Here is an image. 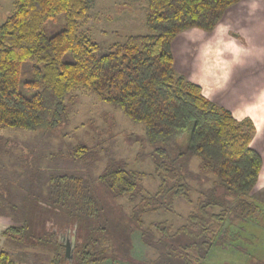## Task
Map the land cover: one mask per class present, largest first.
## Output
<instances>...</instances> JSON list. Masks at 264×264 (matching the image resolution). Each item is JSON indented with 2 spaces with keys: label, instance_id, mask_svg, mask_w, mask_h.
Masks as SVG:
<instances>
[{
  "label": "trees",
  "instance_id": "16d2710c",
  "mask_svg": "<svg viewBox=\"0 0 264 264\" xmlns=\"http://www.w3.org/2000/svg\"><path fill=\"white\" fill-rule=\"evenodd\" d=\"M91 1L14 0L13 12L0 25V127L36 131L66 125L77 104L73 92L85 88L143 124L144 140L153 147L154 172L129 168L121 160L98 177L108 197L127 198L133 205L127 218L123 211L117 217L105 211L81 173L51 169L38 205L28 207L22 224L13 223L2 235L49 248L52 264L65 261L55 229L71 227L74 236L81 231L84 237L76 242L74 264L106 257L101 245L108 239L131 264H207L214 247L230 237L232 226L262 217V205L252 194L263 157L251 145L256 127L250 117L238 120L205 96L198 83L177 72L173 42L192 28L212 32L242 0H148L150 32L128 36L108 52L81 31ZM187 136V147L175 151ZM88 149L79 144L74 152ZM193 157L199 159L196 179L215 177L214 185L201 189L196 199L188 182L194 177L189 170ZM147 176L159 180L153 194L145 191ZM181 198L193 206L187 223L145 227L144 213L171 211ZM136 229L157 257L146 261L129 253ZM7 258L0 254V262Z\"/></svg>",
  "mask_w": 264,
  "mask_h": 264
},
{
  "label": "rangeland",
  "instance_id": "374dc122",
  "mask_svg": "<svg viewBox=\"0 0 264 264\" xmlns=\"http://www.w3.org/2000/svg\"><path fill=\"white\" fill-rule=\"evenodd\" d=\"M118 1L129 2V5L123 4L124 9L128 13L133 12L134 8L130 6L133 0ZM134 6L137 9V20L141 22L147 12L148 0H137ZM248 8L253 9L251 6ZM13 9L14 0H0V25ZM90 14V18H87L89 22L83 21L81 31L87 32L98 42L102 52H108L113 43L125 40L130 34L150 32L145 21L130 25L129 28L120 25L118 29L113 23L106 22L102 14H95L94 11ZM47 27L52 28L51 22ZM59 27L57 26L56 29ZM115 29L119 32L117 33ZM102 30L104 33L108 31V35ZM253 67L255 66L251 68ZM258 68V71L247 74V112L255 118L254 122H257L256 116L259 115L257 110L264 107V64L259 65ZM205 91L212 94L210 87ZM73 94L77 96V104L66 125L36 131L0 127V215L11 219L12 224H22L27 216L26 209L38 205L36 202L38 198L46 194L48 178L53 172L51 169H67L81 173L89 183L92 193L98 196L105 211H110L116 217L123 211L127 218L132 214L133 205L129 204L127 198L114 201L108 197L98 177L107 166L121 160L125 161L129 168L149 174L154 172L153 147L144 140L143 124L135 123L121 109L101 101L85 88H79ZM224 96L232 98L228 94ZM261 136L259 133L255 140L258 146H261L260 143L263 141H258ZM187 143L188 136L181 139L174 150L185 149ZM79 144H85L89 149L77 155L74 150ZM198 164L197 157H193L189 163V170L194 176L188 179L194 188L191 193L193 199L198 197L201 189L212 187L215 180L211 175L208 178L203 176L201 180L196 179V174L199 173ZM143 184L145 191L153 194L158 190L159 180L147 176ZM192 208V203L181 198L176 199L173 210L161 209L157 212L144 213L142 218L145 227L155 222L168 221L174 228H178L188 222ZM262 209L261 218L246 219L232 226L230 237L228 236L223 244L214 247L207 264H264V206ZM216 210L218 212L220 208ZM55 231L58 237L64 232L63 234L71 237L75 244L79 237L80 241L84 240L81 231L74 236L72 227L65 230L55 229ZM141 232L136 229L133 233L131 244H128V250L131 249L129 253L139 260L147 261L157 257L156 249L143 242ZM125 244L127 245V242ZM75 246L76 251L77 245ZM101 246L107 250L108 255L93 264H131L123 260L122 254L115 251L111 240H104ZM64 250L63 246V253ZM4 253L8 254V258L0 264H52L54 256V252L47 247L9 239L1 241L0 254L3 256ZM77 253H79L78 249ZM62 264L70 263L65 260Z\"/></svg>",
  "mask_w": 264,
  "mask_h": 264
},
{
  "label": "crops",
  "instance_id": "0c3cea01",
  "mask_svg": "<svg viewBox=\"0 0 264 264\" xmlns=\"http://www.w3.org/2000/svg\"><path fill=\"white\" fill-rule=\"evenodd\" d=\"M135 2L137 0L130 4L131 8H134L133 12L128 13L123 6L129 5L127 1L92 0L88 19L90 12L94 11L95 14H102L106 22L113 23L118 29L120 25L129 28L130 25L144 23L147 12L139 22ZM263 2L264 0H242L228 9L212 32L192 28L179 34L173 42L176 70L198 83L205 96L229 109L238 120L247 117L255 120L251 113L247 112V74L258 71V66L264 64ZM102 32L104 33L103 30ZM104 34L108 35V31ZM131 35L133 34L128 36ZM252 66L255 67L251 68ZM207 87L211 88V95L206 93ZM225 94L231 95L232 98L225 97ZM257 112V122L253 120L256 132L251 145L261 153L263 167L252 197L264 206V107ZM259 133L262 136L258 141L263 140L261 146L255 143ZM10 225L11 219L0 215V244L5 239L3 231Z\"/></svg>",
  "mask_w": 264,
  "mask_h": 264
},
{
  "label": "water",
  "instance_id": "95a60500",
  "mask_svg": "<svg viewBox=\"0 0 264 264\" xmlns=\"http://www.w3.org/2000/svg\"><path fill=\"white\" fill-rule=\"evenodd\" d=\"M61 242L65 248L64 252V258L66 261H68L70 264H74L75 261V242L74 240L67 236L66 234L60 235Z\"/></svg>",
  "mask_w": 264,
  "mask_h": 264
},
{
  "label": "flooded vegetation",
  "instance_id": "af4514ba",
  "mask_svg": "<svg viewBox=\"0 0 264 264\" xmlns=\"http://www.w3.org/2000/svg\"><path fill=\"white\" fill-rule=\"evenodd\" d=\"M62 232V231H61ZM62 233H64V232H62ZM67 233V232H66Z\"/></svg>",
  "mask_w": 264,
  "mask_h": 264
}]
</instances>
